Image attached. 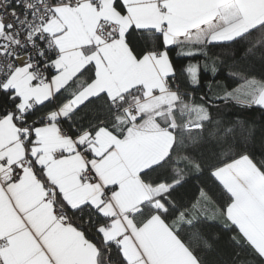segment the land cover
<instances>
[{"label": "snow or ice", "instance_id": "obj_1", "mask_svg": "<svg viewBox=\"0 0 264 264\" xmlns=\"http://www.w3.org/2000/svg\"><path fill=\"white\" fill-rule=\"evenodd\" d=\"M213 49L264 62V0H0V264H264V151L219 115L264 76Z\"/></svg>", "mask_w": 264, "mask_h": 264}, {"label": "trees", "instance_id": "obj_2", "mask_svg": "<svg viewBox=\"0 0 264 264\" xmlns=\"http://www.w3.org/2000/svg\"><path fill=\"white\" fill-rule=\"evenodd\" d=\"M213 52L221 57L223 63L217 61L218 67L220 68L219 75L216 77V82L219 85L227 84L229 88H235L239 86L242 81L238 78L233 79L229 76L231 66L233 64V53H237L236 49H213ZM235 59L240 61V66L243 67L246 71L250 72L252 75L260 78L264 76V62H262V57L257 53L254 57L247 58L243 51H239ZM190 62L188 59H184V63ZM194 62V61H192ZM202 82L207 85L211 77L207 73L201 74ZM212 84L213 92L219 91L217 83ZM206 89L195 90V97L199 100L202 92ZM214 115H217L214 113ZM227 121H234L243 123L244 121L249 122L250 125H254L256 128L255 136L248 140V145L250 150L256 155L257 158H260V153L264 151V110H261L258 107H253L251 109H245L242 107L229 105L228 107H223L221 113H219ZM193 183H197L193 181ZM226 244L222 240L217 246L216 250L212 252L204 253L206 255L209 264H220L221 260L227 259L226 256Z\"/></svg>", "mask_w": 264, "mask_h": 264}]
</instances>
